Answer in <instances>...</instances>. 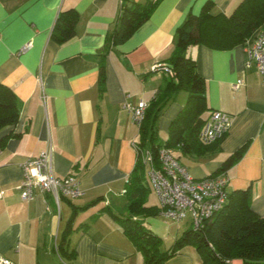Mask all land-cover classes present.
I'll use <instances>...</instances> for the list:
<instances>
[{"label": "crops", "instance_id": "crops-1", "mask_svg": "<svg viewBox=\"0 0 264 264\" xmlns=\"http://www.w3.org/2000/svg\"><path fill=\"white\" fill-rule=\"evenodd\" d=\"M242 1L161 0L129 39L105 51L122 0H0V83L20 102L18 123L0 129V142L15 133L0 146V257L14 264H145L122 225L103 209L129 214L126 187L141 132L124 105L150 103L158 95L167 75L156 67L168 63L177 28L190 13L212 3L211 12L230 14ZM68 9L78 13L75 35L59 43L52 33L59 14ZM188 54L206 79L210 109L233 118L217 144L200 154L180 148L174 153L194 177L203 178L246 146L243 157L226 170L227 190L249 188L252 208L264 215L262 78L255 65L247 64L244 44L226 49L199 44ZM187 98L181 90L163 108L156 122L160 142L167 140ZM43 151L54 175H77L81 197L57 200L36 190L33 199L22 198L23 163ZM147 204L156 205L150 194ZM143 222L162 239L164 250L190 227L187 220L175 222L161 214ZM66 243L72 252L67 256L60 246ZM165 264H203V257L196 246L185 245Z\"/></svg>", "mask_w": 264, "mask_h": 264}, {"label": "trees", "instance_id": "trees-1", "mask_svg": "<svg viewBox=\"0 0 264 264\" xmlns=\"http://www.w3.org/2000/svg\"><path fill=\"white\" fill-rule=\"evenodd\" d=\"M160 1L122 0L115 27L107 36L105 51L129 39L150 18ZM211 8L212 3H207L199 14L190 13L177 28L175 49L166 64L173 72L170 74L161 70L167 79L158 95L149 103L140 125L137 161L126 187L129 214L119 215L109 207L103 208L122 225L124 232L142 252L145 264H165L185 245L197 247L203 257V264H264V215L252 208L249 188L230 192L224 207L207 219L202 229L190 226L167 250L162 249V239L143 222L147 216L159 215L161 208L147 204L151 187L148 167L142 160L141 151L150 148L154 164L159 167L158 151L162 145L200 154V150H206L223 139L212 144H205L200 139V132L211 109L207 103L206 79L200 74L196 59L188 54L189 47L205 44L221 49L232 48L244 44L264 24V0H243L230 14L213 13ZM77 21L78 13L74 9L62 11L52 37L59 43L69 40L75 35ZM103 58L102 55L99 77L102 87L106 79ZM181 90L188 92L187 101L171 121L167 140L160 142L156 122L166 104ZM19 118L18 97L10 87L0 83V129L17 124ZM10 135L2 139L0 146ZM245 150L246 146H242L229 155L212 175L226 172L243 157ZM60 246L62 254H72L67 243Z\"/></svg>", "mask_w": 264, "mask_h": 264}, {"label": "built area", "instance_id": "built-area-1", "mask_svg": "<svg viewBox=\"0 0 264 264\" xmlns=\"http://www.w3.org/2000/svg\"><path fill=\"white\" fill-rule=\"evenodd\" d=\"M244 47L247 64L256 66L264 84V24L254 36L246 40ZM156 68L170 74L173 72L166 64H159ZM148 106L147 101L141 100L137 104L128 101L124 108L131 113L135 123L141 125ZM232 118L226 111L211 110L200 132L201 141L212 144L222 139L232 124ZM134 145L137 147V142ZM141 153L142 160L148 167L149 185L160 201L161 215L175 222L187 220L193 228L202 229L205 221L226 204L229 194L227 190L229 177L226 172L196 178L180 162L174 149L165 145L158 151L159 167L154 164V155L150 148L143 149ZM49 157V153L43 151L37 157L23 163L24 178L20 185L22 198L33 199L36 190L50 193L57 200L62 197L70 199L81 197L84 191L77 175L75 173L63 177L54 175L50 169ZM0 264L14 262L8 257L1 256Z\"/></svg>", "mask_w": 264, "mask_h": 264}, {"label": "rangeland", "instance_id": "rangeland-1", "mask_svg": "<svg viewBox=\"0 0 264 264\" xmlns=\"http://www.w3.org/2000/svg\"><path fill=\"white\" fill-rule=\"evenodd\" d=\"M150 202L160 206L159 198L156 196V194L153 190H151V192H150Z\"/></svg>", "mask_w": 264, "mask_h": 264}]
</instances>
